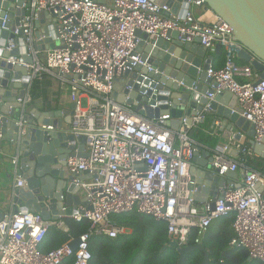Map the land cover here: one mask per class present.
I'll return each mask as SVG.
<instances>
[{"label": "built area", "instance_id": "built-area-1", "mask_svg": "<svg viewBox=\"0 0 264 264\" xmlns=\"http://www.w3.org/2000/svg\"><path fill=\"white\" fill-rule=\"evenodd\" d=\"M188 1L191 8L185 17L154 0H26L23 3L26 14L21 19V36L32 62H25L22 55L10 56L7 62L24 67L33 81L50 74L70 84L69 95L75 105L72 129L77 136L86 137L87 156L70 157L67 165L73 173L89 172L90 178L76 180L87 191L88 206L80 204L70 212L64 207V214L50 220L29 211L4 215L0 220V264H63L71 257L75 264H90L92 234L116 238L129 232L114 225L111 216L133 210L166 222L170 244L178 245H186L192 235L195 244H201L215 221L233 214L235 236L231 245L248 250L251 259L264 262V198L258 189L259 184L264 186V168L255 170L246 165L248 158L256 155L253 147L232 141L238 150L235 157L228 156L229 145L216 148L211 164L218 174L241 169L246 172L240 184L223 187L224 198L216 201L214 210L209 205L197 206L187 188L189 169L187 180L182 176L183 165H189L201 148L190 131L203 123L207 114L215 113L212 102L218 94H234L237 109L233 112L254 125L256 141L260 142L264 136V80L259 71L250 63L238 62L245 48L229 23L219 16L211 23L202 22L193 8H208L205 1ZM40 12L50 16L53 33L49 36L41 33L37 38L35 21ZM2 28H6L5 23ZM138 32L148 35L147 43L159 38L172 41V34L177 33L175 39L183 43L200 39V45L207 51L213 52L217 46L224 51L220 68L214 66L209 56L203 60L209 64L207 77L211 82L205 84L212 92L204 94L207 103L203 109L195 115L181 117L177 128L167 124L172 119L170 113L149 119L127 103L129 94L122 103L114 98L117 79L124 83L133 81L131 85L124 84L129 92L138 84L145 88L139 91L142 96L147 95V90L158 95L157 86L151 85L160 84L155 78L159 71L154 63H148L151 54L143 59L144 51L138 50L143 39ZM14 34L19 35V27ZM48 37L59 42V47L37 50L35 43ZM16 46L15 40L10 39L6 49L12 51ZM138 66L147 71L138 70ZM17 100L30 104V90ZM157 106L158 103L154 108ZM220 124L221 119L217 118L215 125ZM9 142L10 146L14 144ZM12 162L17 165L18 155ZM25 184L23 177H16L15 188ZM66 217L78 222L87 220L91 226L78 238L69 234L68 241L44 252L42 248L51 227L69 233ZM75 240H78L76 247L72 246Z\"/></svg>", "mask_w": 264, "mask_h": 264}, {"label": "water", "instance_id": "water-1", "mask_svg": "<svg viewBox=\"0 0 264 264\" xmlns=\"http://www.w3.org/2000/svg\"><path fill=\"white\" fill-rule=\"evenodd\" d=\"M26 0H0V115L3 122L0 124V136L2 140L13 141L17 165L6 164L10 178L21 176L26 184L12 190H0V220L5 215L4 205L12 203L14 212L29 211L40 213L44 219L50 220L68 207L67 212L74 206L87 203V191L76 180L82 182L90 178L88 171L73 173L69 170L67 161L70 157H86L84 135H76L72 126L64 125L63 116H69L72 124L74 115V104L68 109L49 110L45 112L18 102V98H24L29 91L32 77L24 67L7 62L10 56L22 55L27 63L32 62V57L26 55L23 37L21 36V19L26 14L23 3ZM104 2L105 0H99ZM171 7L172 13L185 17L191 8L188 0H154ZM207 7L233 28L236 39L244 46L239 57L252 64L259 71L261 80H264V0H204ZM181 6V9H180ZM7 17L5 20L4 18ZM50 18L47 12H40L35 21L36 27L40 21ZM5 23L6 28H2ZM19 27V35L14 31ZM41 33L49 36L53 33L52 26H48L43 32L37 30V38ZM142 36L138 50L144 51L143 59L151 54L148 63H154L158 68L155 75L158 95L142 96L139 91H144L138 84L134 90L129 92L124 89V84L131 85L132 80L124 83L117 79L114 98L118 102H124L129 94L127 103L132 104L135 109L149 119L160 117L162 114L170 113L172 119L167 124L177 128L181 125L183 116L195 115L201 111L207 103L204 94L212 92L205 83L211 80L207 77L209 64L203 63L202 57L206 49L200 45V39L193 43H183L176 40L177 33H173L174 40L167 41L159 38L148 42V35L138 32ZM10 39H14L17 46L8 51L6 46ZM59 47V42H53L52 38L35 43L37 50ZM220 51L221 47L217 46ZM138 70L146 72L147 69L138 66ZM125 75H129L127 71ZM132 77H137L134 72ZM151 97V98H149ZM230 98L231 102L226 100ZM171 102V103H170ZM158 106L154 108V105ZM212 107L217 116L224 119L220 130L224 132L225 138L240 140L242 137L239 130L247 131L249 143L257 156L264 159V136L260 142L255 140V127L252 123L233 112L237 109V98L230 92H223L215 97ZM239 111V110H238ZM220 118V117H217ZM238 130V131H235ZM222 143H218L221 147ZM213 152L202 151L201 148L195 152L189 160V182L187 188L192 193L196 203H204L211 209L216 208V201L223 199V187L230 182L235 172L218 174L212 167ZM258 189L263 193L264 186L259 184ZM78 240L72 242L76 247ZM180 254L177 264H185L188 254L195 250H203L201 244L178 245L172 242ZM210 258L206 253L201 264H209ZM221 264H228L221 262Z\"/></svg>", "mask_w": 264, "mask_h": 264}, {"label": "trees", "instance_id": "trees-1", "mask_svg": "<svg viewBox=\"0 0 264 264\" xmlns=\"http://www.w3.org/2000/svg\"><path fill=\"white\" fill-rule=\"evenodd\" d=\"M212 55L214 56V59H212L214 66L220 68L224 63V51L218 53L214 51ZM238 62L248 64L242 58H239ZM48 75L50 74H44L43 79L45 80ZM42 80L35 79L33 81L31 93L34 97L38 95ZM212 115H215L216 118L219 117L214 112L207 114L205 121L190 131V136L209 148L215 149L219 139L207 132L210 130ZM246 165L251 169L261 170L264 168V159L254 155L248 158ZM64 220L69 227V233H64L55 226L51 227L42 248L44 252L61 246L68 241L70 235L78 238L87 232L91 226L87 220L78 222L69 217L64 218ZM111 221L114 225L125 227L130 231L120 234L116 238L92 234L89 240L92 253L90 264L178 263L180 254L177 248L170 244L166 222L158 221L150 215L141 214L134 210L112 215ZM233 221V214L215 221L201 242L204 249L190 252L185 264H201L206 253L210 258L209 264H221V262L228 264H264L261 260L251 259L248 250L231 245V241L235 236L232 227ZM194 239L195 236L192 235L186 245H194ZM63 264H75V259L71 257Z\"/></svg>", "mask_w": 264, "mask_h": 264}, {"label": "crops", "instance_id": "crops-1", "mask_svg": "<svg viewBox=\"0 0 264 264\" xmlns=\"http://www.w3.org/2000/svg\"><path fill=\"white\" fill-rule=\"evenodd\" d=\"M105 1H110V0H105ZM181 9V6H180ZM196 16L205 23H211L216 19V14L214 11H212L210 8H206V7H194L193 8ZM51 24V20L49 18H46L43 22L40 21L39 26L37 27V30L40 31H44L49 25ZM217 53L218 52H223V50L221 49L220 51L215 50ZM213 51V52H214ZM211 54V55H209ZM209 57L211 59H214V56L212 55V52L206 51L205 56L202 57V59L204 60L206 57ZM215 60L217 61V57L215 56ZM218 63V61H217ZM208 84V83H206ZM32 85L33 82L31 83L30 86V92L32 89ZM40 90L38 92L37 96H33L32 95V102L30 104H28L27 106H29V109L34 108L38 111L41 112H45V111H49V110H57V109H65V108H70L73 105V102L70 98L69 95V88H70V84L68 82H62L61 80L57 79L56 77L52 76V75H48L47 78L41 81V85H40ZM32 94V93H31ZM227 103H230L231 100L230 98H228L226 100ZM216 114V113H214ZM217 115V114H216ZM221 119V124H222V120L224 119L223 117L219 116ZM64 118V125L65 126H72V124H67L66 121H70V117L69 116H63ZM216 116L212 115L211 121H210V130L207 131L209 134H212L214 136H217L219 141L218 143H222V145H229L230 149L228 151V156L230 157H235L238 153V150L236 148V145H234V143H232V141H236V142H241V143H245V144H250L249 143V136L247 131L244 130H239V132H241L242 137L240 140H232L231 138H225L224 137V132L220 130V126L215 125V121H216ZM238 131V130H235ZM196 141V140H195ZM197 144L201 147L202 151H212L213 154L216 151V148L218 146H216V148H209L208 146H206L205 144L196 141ZM9 141L6 140H2V138L0 139V190L2 191H8V190H12L15 188V181H16V177L10 178L8 169L6 167V164L9 163L11 165H13V158L16 156L15 151L13 150V148L15 147V145H9ZM188 169H189V165L188 163H185L183 165V172H182V176L184 178V180H187V176H188ZM245 170L241 169L237 172H235V175L230 178V182L227 183V185L229 184H240L245 176ZM207 204L204 203H197V206L202 208L204 206H206ZM4 210H5V215L6 214H10L12 212H14V205L10 202L6 205H4Z\"/></svg>", "mask_w": 264, "mask_h": 264}, {"label": "rangeland", "instance_id": "rangeland-1", "mask_svg": "<svg viewBox=\"0 0 264 264\" xmlns=\"http://www.w3.org/2000/svg\"><path fill=\"white\" fill-rule=\"evenodd\" d=\"M84 106H85V102H83Z\"/></svg>", "mask_w": 264, "mask_h": 264}]
</instances>
